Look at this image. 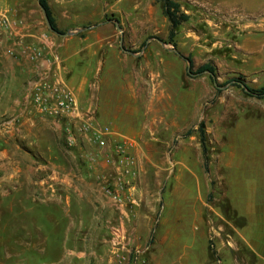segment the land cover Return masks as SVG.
I'll use <instances>...</instances> for the list:
<instances>
[{
	"label": "rangeland",
	"instance_id": "1",
	"mask_svg": "<svg viewBox=\"0 0 264 264\" xmlns=\"http://www.w3.org/2000/svg\"><path fill=\"white\" fill-rule=\"evenodd\" d=\"M68 1L73 7L69 23L109 25L102 48L87 65L89 77L96 81L105 73V79H120L132 87L116 94L109 86L107 95L132 107L134 115L127 120L142 136L146 185L159 180L150 194L157 206L150 242L155 264H221L219 223L225 232L228 223L244 225L245 219L234 210L236 200L243 210L264 203V99L229 83L243 76L253 88L264 87V29L252 22H247L251 28H244L245 22L217 16L193 5L194 0H180L191 18L177 29L172 43L169 22L156 0H141L140 11L149 4L153 7L147 16L138 15L136 0H122V15L107 4L113 0ZM259 9L258 5L248 10L247 18L255 17ZM114 19L122 27L124 46L136 55L120 48L121 32ZM44 25L48 29L45 20ZM89 31L76 35L90 41L94 38ZM172 49L192 58L194 74L204 64L215 66L217 85L209 73L190 75L185 58ZM201 122L207 131L209 172L203 166ZM21 146L15 157L19 161L20 154L26 155L24 161L31 168L41 161H68L67 149H54L48 140L35 145L29 139ZM136 165L139 177L137 160ZM36 178L30 175L29 181ZM33 188L28 182L14 189L13 196L0 197V264H41L48 259L40 257V198L34 201ZM138 201L136 206L142 207L143 191ZM243 250L240 247L234 255L238 261L245 256ZM246 256L254 264V255Z\"/></svg>",
	"mask_w": 264,
	"mask_h": 264
},
{
	"label": "crops",
	"instance_id": "2",
	"mask_svg": "<svg viewBox=\"0 0 264 264\" xmlns=\"http://www.w3.org/2000/svg\"><path fill=\"white\" fill-rule=\"evenodd\" d=\"M46 1L59 29L68 32L86 26L84 22L69 23L70 17L67 15L73 8L70 1ZM113 1L107 4L122 15L125 2ZM194 2L193 5L210 10L217 16L227 17L237 23L245 22L244 28H251L252 23H255L264 29V0H214L213 4L198 0ZM135 3L139 16H147L153 11L151 4L144 5L140 11L143 3L141 0ZM258 5L260 9L255 17L247 18L245 13ZM182 8L189 12L184 4ZM0 10L24 22L19 27L0 30V197H11L15 193L14 189L28 182L33 183V199L40 198V257H48L40 263L120 264L113 256L110 228L120 221L122 214L103 188L104 180L111 172L107 155L113 144L108 149H98L88 142L74 148L66 146L62 125L41 117L30 96L33 83L47 77V62L30 60L27 53H21L19 47L18 55H10L7 52L12 44L10 37L23 39L28 47H43L48 53L58 54L61 63L54 67V73L75 93L79 107L83 110L96 108L100 124L111 126L114 131L112 143L122 137L135 141L132 152L141 171L134 181L137 190L135 196L139 200L143 191L145 203L142 207L129 208L125 213V221L131 245L142 251L139 262L155 264L156 254L150 242L156 228L157 206L155 198H150L154 194H150L159 180L155 178L153 186L146 185L149 180L144 172L142 145L139 142L142 136L133 130L127 120L134 115L132 107L126 101L122 103L118 98L111 99L107 95L109 86H114L113 93L119 94L122 90L125 92L127 87L130 90L131 84L123 83L120 79H105V73L101 79L94 81L87 72L92 55L104 44L103 37L107 35L105 28L109 25L99 22L87 26L94 38L89 41V37H63L48 31L38 0H0ZM96 27L101 28L100 31L93 30ZM29 139L35 145L48 140L54 149H67L68 161H41L35 167H28L29 161H24L26 155L20 154L18 161L14 151L17 152ZM30 175L37 178L29 181ZM235 202L234 210L245 219V223L241 226L228 223L226 232L222 230L224 224L219 223L217 251L221 256V264H250L246 255H254V264H264V203L251 204L250 207L247 205L243 210L238 201ZM217 214L223 219L219 212ZM240 247L244 249L245 255L242 261L234 256L241 252Z\"/></svg>",
	"mask_w": 264,
	"mask_h": 264
},
{
	"label": "built area",
	"instance_id": "3",
	"mask_svg": "<svg viewBox=\"0 0 264 264\" xmlns=\"http://www.w3.org/2000/svg\"><path fill=\"white\" fill-rule=\"evenodd\" d=\"M23 23L21 20L11 18L7 11L0 10V30L19 27ZM10 39L12 44L7 51L10 55H18L19 47L21 53H27L30 60L47 62V77L37 79L33 83L30 96L41 117L52 119L62 125L66 146L74 148L80 143L88 142L98 149H108L113 144L107 155L111 172L103 183L105 193L113 199L122 214L120 221L110 228L113 256L120 264H147L139 262L142 251L131 245L125 221V213L139 202L135 196L134 181L137 178V165L132 154L134 141L122 137L112 143L114 131L111 126L100 124L96 108L89 107L83 110L79 107L75 93L57 73H54V67H58L61 63L58 54L48 53L43 47H28L23 39L12 37Z\"/></svg>",
	"mask_w": 264,
	"mask_h": 264
},
{
	"label": "trees",
	"instance_id": "4",
	"mask_svg": "<svg viewBox=\"0 0 264 264\" xmlns=\"http://www.w3.org/2000/svg\"><path fill=\"white\" fill-rule=\"evenodd\" d=\"M161 3L162 5V11L164 16L167 18L169 22V39L170 42L173 43L174 38L177 35V29L182 26L184 23H187L191 16L187 12H185L182 8V4L178 0H156ZM42 6H44L47 10L48 16L50 18L51 24L55 31H58L60 33H66L67 30H61L59 29L56 20L53 16V13L51 11V8L46 0H41ZM84 28H88L85 26ZM146 45V42L143 44ZM182 58H185V60L190 59L191 61V70L194 68V62L191 57H184L180 53H178ZM210 72L214 75V78L212 75H210L211 79L215 80L217 79V69L215 66H213L210 63L204 64L200 66L195 73H204V72ZM233 83L234 86L240 88L243 90V92L246 93V95L251 97H258L260 99H264V87L261 88H253L250 86L245 78L243 76L233 77L229 79V83ZM198 133L200 137V143L202 146V152H203V166L206 172H209V156H208V146H207V131H206V125L205 122H201L198 127ZM215 253V252H214Z\"/></svg>",
	"mask_w": 264,
	"mask_h": 264
},
{
	"label": "water",
	"instance_id": "5",
	"mask_svg": "<svg viewBox=\"0 0 264 264\" xmlns=\"http://www.w3.org/2000/svg\"><path fill=\"white\" fill-rule=\"evenodd\" d=\"M38 4H39V7H40L41 12H42V14H43V17H44V20H45L46 26L48 27V29H49L52 33H54V34H56V35H58V36L66 37V36H70V35H76L77 33L84 32V31L90 29V28H78V29H74V30L68 31V32H66V33H60V32H58V31H55L54 28H53V26H52V24H51V21H50V18H49V16H48V13H47L46 8H45L44 6H42V4H41V0H38ZM112 22L115 24V26L117 27V29L121 32L120 48L122 49V51H124V52H126V53H128V54H131V55H136L132 50L127 49V48L124 46L123 30H122V27L119 25V21L116 20V19H114V20H112ZM150 40H151V39H149V40L147 41V43L150 42ZM159 41H160L163 45H165L164 41H161V40H159ZM172 51L178 53V51H177L176 49H172ZM186 61H187V63H188V73H189L190 75H192V76L199 75L200 73H198V74H194V73L192 72V70H191V61H190V59H187ZM204 73H209V74L212 75L213 78H214V75L211 74L210 72H207V71H206V72H204ZM214 79H215V78H214ZM215 85H217L216 82H215ZM219 88H220V87H219Z\"/></svg>",
	"mask_w": 264,
	"mask_h": 264
}]
</instances>
